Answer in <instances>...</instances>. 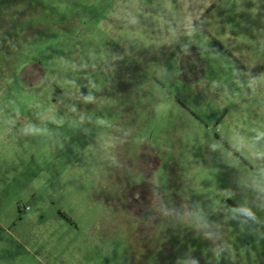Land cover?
Masks as SVG:
<instances>
[{
  "label": "rangeland",
  "instance_id": "374dc122",
  "mask_svg": "<svg viewBox=\"0 0 264 264\" xmlns=\"http://www.w3.org/2000/svg\"><path fill=\"white\" fill-rule=\"evenodd\" d=\"M0 136L28 264H264V0H0Z\"/></svg>",
  "mask_w": 264,
  "mask_h": 264
},
{
  "label": "crops",
  "instance_id": "0c3cea01",
  "mask_svg": "<svg viewBox=\"0 0 264 264\" xmlns=\"http://www.w3.org/2000/svg\"><path fill=\"white\" fill-rule=\"evenodd\" d=\"M11 148L9 138L0 136V264H28L31 251L28 244L24 242V236L25 238L28 236L38 238L46 228L53 231L56 226L67 234L71 226L74 225V220L62 210L52 213L44 212V203H41L42 197L33 198L31 205L19 206V217L14 213L12 210L14 201L7 193L11 188V170L13 168L18 170L19 167L21 172L22 165L14 163L13 155L16 150ZM105 183L107 182L104 181ZM102 186L103 181L100 183V187ZM101 189L103 190V188ZM86 192L92 195L91 190ZM27 211L29 213H26ZM20 214H23L24 217ZM26 224H29L31 229H27ZM40 229L42 230L40 231ZM221 231V229L218 230L220 233ZM29 232L31 233L29 234ZM26 240L34 243V241Z\"/></svg>",
  "mask_w": 264,
  "mask_h": 264
}]
</instances>
